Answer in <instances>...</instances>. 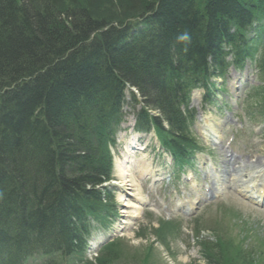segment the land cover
<instances>
[{
	"label": "trees",
	"instance_id": "trees-1",
	"mask_svg": "<svg viewBox=\"0 0 264 264\" xmlns=\"http://www.w3.org/2000/svg\"><path fill=\"white\" fill-rule=\"evenodd\" d=\"M258 1L0 0V89L10 86L0 93L6 97L0 104V220L10 209L20 232L30 208L26 228L51 234L70 253L79 249L81 238L74 246L65 221L78 201H88L87 184L107 178L104 134L120 120L123 83L145 95L151 87L164 97L160 105L170 101V114L183 120L174 87L155 85L158 75L179 84L184 75L207 73L219 64L225 43L244 41L242 31L264 20ZM184 34L189 39H179ZM105 100L107 109L98 112ZM86 107L96 112L85 119L79 111ZM113 112L109 127L99 131L95 123ZM25 157L45 177L40 185L35 178L36 198L28 206L21 199L30 185L18 181ZM69 163L75 171L65 174ZM72 196L77 201L70 206ZM44 203L53 208L41 211Z\"/></svg>",
	"mask_w": 264,
	"mask_h": 264
},
{
	"label": "rangeland",
	"instance_id": "rangeland-1",
	"mask_svg": "<svg viewBox=\"0 0 264 264\" xmlns=\"http://www.w3.org/2000/svg\"><path fill=\"white\" fill-rule=\"evenodd\" d=\"M249 75L247 80L254 82L253 67ZM244 79L242 72L229 75L224 82H221L223 86L218 99L225 100L229 106H241L244 103L247 89H244V84L242 85ZM197 104L201 106L199 101ZM247 106L250 105L247 104ZM212 113L215 116L210 117V121L207 119L208 114L203 113L202 124L205 123L203 127L209 126L206 133L218 128L214 122L221 124L219 120H216V114ZM232 113L233 111L230 110L223 117L229 118ZM242 123L243 117H240L234 128H242ZM236 132L234 130L235 136ZM263 139L252 133L242 134L240 145L235 144V147L239 148L234 147L236 149L234 158L237 161L242 160V164H246L247 168L253 166V163H247V159H253L255 155L264 151ZM215 152L218 153L217 150ZM139 161L140 159L138 163ZM69 165L71 166H66L65 174L69 173V169L75 171L72 163ZM206 169L207 167H202L201 170ZM245 172L247 171L243 173ZM122 174L118 176V185L124 190L116 188L115 195L121 215L119 220L123 223H116L112 232L110 231L113 236L109 239V241H115L101 251L104 252V260H107L111 252L115 253L113 262L109 261V264H142L147 257L151 264H254L255 261L264 262V213L253 208L254 205L244 203L246 200L241 196L237 197V193L221 191L207 198L208 195L204 190L206 181L202 183L192 172L187 174L191 178L190 183L179 196L180 202L185 205L182 208L183 212L172 211L176 209L171 207L161 209L158 208L159 205L153 209L150 205L141 206L137 203V198L146 199L144 191L138 185V177L131 175L125 178ZM198 198L201 199L202 205L198 209L187 211V206L194 207ZM184 212L189 213L182 217L175 216ZM121 228L122 230L119 231ZM207 253L212 256L211 261L213 262H208ZM83 262L81 256H76L69 263L83 264ZM58 264L65 263L59 261Z\"/></svg>",
	"mask_w": 264,
	"mask_h": 264
},
{
	"label": "bare ground",
	"instance_id": "bare-ground-1",
	"mask_svg": "<svg viewBox=\"0 0 264 264\" xmlns=\"http://www.w3.org/2000/svg\"><path fill=\"white\" fill-rule=\"evenodd\" d=\"M258 2H264V0H262V1L259 0ZM252 4H253V7H254L255 6L254 3H252ZM231 27H233V25H231ZM244 27H245V25L244 26H241V28H244ZM224 39H227V38H225V36H224L222 38V41H224ZM241 46H242V43H240L238 45H233L230 48L232 50V53H234V55L236 53V56L235 57H237L238 56V53H240V51L242 49H244V47H241ZM237 51H239V52L237 53ZM222 53H224V52H222ZM216 54H218V52ZM216 57L219 60L220 57L218 55ZM217 59H213V61L211 63V66L214 65L217 62ZM195 64H196L195 65V68L197 70L202 67V64H199V63H195ZM163 73L164 72H162V74ZM162 78L163 77L161 75H158L157 80H159L160 84L159 83H155V85H157V86H160L161 85V87H163L168 92L171 91L172 88L177 85V83H171L170 80L167 79V77H165L166 78L165 80H163ZM5 86H6V84H4V91H3V88L0 89V93H3V92L6 93V92L9 91L8 88L10 86L9 87H6V88H5ZM178 89H179L180 92H183L184 91V86H179ZM162 98L164 99V97L162 95H160L157 92H153V89L151 87H149L148 93L146 94V100H147V102L149 103V101L152 100V99L156 100L157 103H158V105L160 106V108L162 110L159 111V110H156L155 108H153V109L156 110V111H158V112H160L161 114L164 115L167 123L171 126V128H173L174 131H176V132L181 131V129L183 127V123H184L183 120H181L178 116H175V115L170 114V111H169V109L171 107L170 101L167 102V103H165V104H161L160 105V102H161ZM5 100H6V97L4 95L0 94V104H2L3 101H5ZM176 101H177V98H174L173 99V104L176 103ZM106 103H107V100H105L104 102H102V104L99 107H97L96 110H98V112H101L104 108L107 109V104ZM179 104H180V102H177V106H179ZM94 112H96V111H94V108L93 107H86V108H84V110L79 111V114H80V116L82 118H85L86 119L87 117H89ZM114 115H115V113L113 112L111 114L106 115L103 119L97 121L95 123V126L97 127V129L99 131H101L102 129L108 128L109 127V124L108 123L110 122V120L113 118ZM118 115H119V113H118ZM169 116H171V119H170ZM100 121H102V122H100ZM109 133H110V129L108 128L106 130L104 136L108 135ZM23 160L22 161H23L24 164H23V167L21 169V171H22L21 178H23V179H19L18 181H20V180L21 181L27 180V182L30 185V189H28L25 192V194L22 196V199H21V204L23 206H28L36 198V193H35V190H36V180H35V178L38 177L37 184L40 185L41 183H44L45 177H44L43 174H37V171L34 170L35 167H34L33 163L30 164V162H29L30 158H28V157L26 158L25 157ZM122 176H123V174H122ZM128 182H129V180H128ZM20 185L21 184H19V187H21ZM256 185H258V183H256ZM4 186H5V182H4L3 178L0 177V193H4ZM229 191H231L230 188H229ZM71 199L72 200H71L70 206L74 205L76 203V201H77V200H74V196H72ZM45 204L46 203H44L43 205H39L38 208L41 209V211L43 209L44 210H51V207L52 206L45 205ZM7 205H9V204L7 203ZM9 210H4V212L2 213L3 219H5L4 220L5 222L2 221V220H0V233L12 232L13 229L14 230H19L20 227H21L20 224L15 225L14 222H13V220H11V218H10L11 217V212ZM98 212H99V210H95L93 212V216H96L98 214ZM25 213H26V217L24 216V223H23L24 225H23V227H22L21 230H24L27 227V224L31 220L30 215H27L26 209H25ZM47 214H49V213H47ZM68 217H69V219H68V222L69 223L80 222L83 219L80 210H71L69 212V214H68ZM65 222H67V221H65ZM31 231H32V233L34 232L33 229H31Z\"/></svg>",
	"mask_w": 264,
	"mask_h": 264
},
{
	"label": "clouds",
	"instance_id": "clouds-1",
	"mask_svg": "<svg viewBox=\"0 0 264 264\" xmlns=\"http://www.w3.org/2000/svg\"><path fill=\"white\" fill-rule=\"evenodd\" d=\"M179 39H181V40H187V39H189V37L187 36V34H184V35H181L179 37Z\"/></svg>",
	"mask_w": 264,
	"mask_h": 264
}]
</instances>
